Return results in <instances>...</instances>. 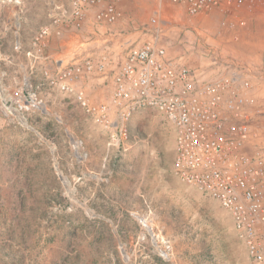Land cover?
<instances>
[{
    "label": "rangeland",
    "instance_id": "374dc122",
    "mask_svg": "<svg viewBox=\"0 0 264 264\" xmlns=\"http://www.w3.org/2000/svg\"><path fill=\"white\" fill-rule=\"evenodd\" d=\"M58 1L67 7L70 2ZM54 2L0 0V264H249L233 218L217 200L165 193L178 175L176 128L163 113L149 107L137 111L128 139L112 147L111 132L87 114L74 94L51 86L44 76L47 67L66 62L76 49L112 50L118 64L130 48L151 38L147 22L159 0H135L110 40L78 39L57 29L39 45L36 38L51 23ZM226 17L192 18L165 3L161 42L201 81L232 65L264 69V7L233 17L237 30L229 39L217 35ZM111 78L91 79L94 98L109 94ZM9 108L25 115L54 155ZM254 130L256 149L264 156V116ZM140 216L149 220L153 234Z\"/></svg>",
    "mask_w": 264,
    "mask_h": 264
},
{
    "label": "built area",
    "instance_id": "2783aa9c",
    "mask_svg": "<svg viewBox=\"0 0 264 264\" xmlns=\"http://www.w3.org/2000/svg\"><path fill=\"white\" fill-rule=\"evenodd\" d=\"M134 2L70 0L67 7L55 0L51 23L41 28L36 43L45 44L57 29L110 40ZM165 3L192 18L227 15L217 31L225 39L237 30L233 17L264 6V0H159L147 22L151 38L130 48L118 64L112 50L76 49L66 62L47 67L44 76L51 86L74 94L87 114L111 132L112 147L128 139L129 121L137 111L149 107L163 113L177 132L174 172L231 214L249 264H264V156L256 149L254 130L264 116V69L232 65L216 78L198 80L195 70L171 58L161 42ZM110 72L109 97L94 100L91 79Z\"/></svg>",
    "mask_w": 264,
    "mask_h": 264
},
{
    "label": "water",
    "instance_id": "95a60500",
    "mask_svg": "<svg viewBox=\"0 0 264 264\" xmlns=\"http://www.w3.org/2000/svg\"><path fill=\"white\" fill-rule=\"evenodd\" d=\"M17 40H19V35H17ZM0 91H1V93H3V89H2V75H1V72H0ZM25 95L29 98V100H32L31 97H30V95H29V93H28L27 91L25 92ZM3 101H4V103H6V100H5V99H4ZM11 110H13V112H14V111H15V112H18V114L16 115V117L18 118L20 124H22L24 127H26V128H27L28 130H30L31 132H34V133L37 135V137L39 138L40 143L46 145V146L49 148L50 153H51L52 155H54V153H55L54 148H52V147L50 146L49 142H48L47 140H45V139L43 138V136H42L37 130H35V129L29 124V122H28V120L26 119L25 115H24L23 113H21L17 108H9V111H11ZM54 168H55V170H56V172H57V175L59 176L60 180H61V181L63 182V184L65 185L67 191L72 195V192H73V191H72V190L70 189V187H69V186H70V182H69V180L67 179V177L64 176L63 172L60 170V168H59L57 162H54ZM77 202H78L82 207H85V204H84L83 202H79V201H77ZM85 210H86V212H87L88 214L93 215V213L91 212L90 209L85 208ZM93 216H95V215H93ZM149 232H150L151 234H153V233H152V230H149ZM118 242H119V247L124 245V244L122 243V241H121L119 238H118ZM163 254L168 258V256H167L166 253L163 252Z\"/></svg>",
    "mask_w": 264,
    "mask_h": 264
},
{
    "label": "crops",
    "instance_id": "0c3cea01",
    "mask_svg": "<svg viewBox=\"0 0 264 264\" xmlns=\"http://www.w3.org/2000/svg\"><path fill=\"white\" fill-rule=\"evenodd\" d=\"M263 7H260V8H263ZM262 28H264V26ZM261 36L264 37V31H263V34ZM76 38L84 39L82 37H76ZM254 38H255V36H254ZM111 74H112V78L109 81L110 82V92H111L112 86H113V73L111 72L108 74V75H111ZM108 75H106V76H108ZM97 84L99 85L100 83L97 82ZM97 84H96V86H97ZM92 85L94 87L95 84L92 82ZM110 92H109V94H110ZM109 94L103 98H96L97 97V95H96V97H95L96 99L94 98V100L98 101V100L107 99L109 97ZM176 135H177V132L175 129V137H176ZM165 193H170V195H173V196L175 193H179V195H183L184 199H186L189 194L192 196H195V197H199V198H204L205 195H208L195 186L187 185L178 177L171 179V187L168 190H166ZM208 197H211V196L208 195Z\"/></svg>",
    "mask_w": 264,
    "mask_h": 264
},
{
    "label": "bare ground",
    "instance_id": "6f19581e",
    "mask_svg": "<svg viewBox=\"0 0 264 264\" xmlns=\"http://www.w3.org/2000/svg\"><path fill=\"white\" fill-rule=\"evenodd\" d=\"M253 29V28H252ZM246 32H248V31H246ZM244 33H245V31H244ZM260 33V32H259ZM263 34V33H262ZM255 36V35H254ZM246 37V36H245ZM247 39H248V37H247ZM251 44V43H250ZM251 46V45H250ZM249 48H251V47H249ZM245 49H247V48H245ZM252 49V48H251ZM253 50V49H252ZM249 51V50H248ZM255 51V50H254ZM246 53H248L247 52V50H246ZM249 54V53H248ZM253 54V53H252ZM248 58H249V56H248ZM251 59V58H250ZM254 59V58H253ZM258 61V60H257ZM5 99V98H4ZM32 102H34L33 100H32ZM12 114H14V115H17L18 114V112H13V110H11L10 111ZM7 113V112H6ZM8 114V113H7ZM139 219H140V221H141V223H142V225L149 231V230H151V226L149 225V220L147 219V218H145V217H139ZM157 235V234H156ZM158 238H160V241H162V242H164V243H167V239H166V237H164V236H162V235H158L157 236ZM120 248H121V251L123 252V254L125 255V257L127 258V256H126V254H125V251H124V245L123 246H120ZM165 253V252H164ZM127 264H129L128 263V260H127Z\"/></svg>",
    "mask_w": 264,
    "mask_h": 264
}]
</instances>
